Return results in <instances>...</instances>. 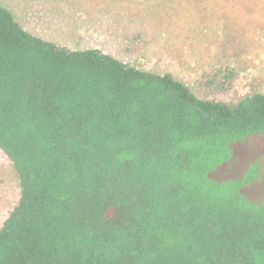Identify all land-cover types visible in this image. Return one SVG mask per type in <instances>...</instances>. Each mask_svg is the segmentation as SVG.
<instances>
[{"label":"trees","instance_id":"16d2710c","mask_svg":"<svg viewBox=\"0 0 264 264\" xmlns=\"http://www.w3.org/2000/svg\"><path fill=\"white\" fill-rule=\"evenodd\" d=\"M263 137L264 93L202 99L0 4V151L20 189L0 264H264L261 157L230 169Z\"/></svg>","mask_w":264,"mask_h":264},{"label":"rangeland","instance_id":"374dc122","mask_svg":"<svg viewBox=\"0 0 264 264\" xmlns=\"http://www.w3.org/2000/svg\"><path fill=\"white\" fill-rule=\"evenodd\" d=\"M0 4L38 38L71 50L98 49L136 68L170 73L202 99L237 101L264 93V0H0ZM254 141L241 152L239 147L230 169L258 157L264 166V137ZM19 196L17 175L0 151V225Z\"/></svg>","mask_w":264,"mask_h":264}]
</instances>
